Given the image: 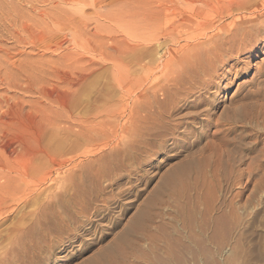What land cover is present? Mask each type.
Here are the masks:
<instances>
[{"label": "rangeland", "instance_id": "rangeland-1", "mask_svg": "<svg viewBox=\"0 0 264 264\" xmlns=\"http://www.w3.org/2000/svg\"><path fill=\"white\" fill-rule=\"evenodd\" d=\"M186 4L0 0V125L33 128L37 150L60 144L56 162L92 145L77 125H51L63 107L75 120L97 113L98 146L117 134L80 169L56 173L35 158V203L16 211L22 224L38 212L56 228L38 250L43 264H264V52L199 89L194 50L168 33L190 15ZM125 99L131 112L104 115ZM9 247L0 241L1 259Z\"/></svg>", "mask_w": 264, "mask_h": 264}, {"label": "bare ground", "instance_id": "bare-ground-1", "mask_svg": "<svg viewBox=\"0 0 264 264\" xmlns=\"http://www.w3.org/2000/svg\"><path fill=\"white\" fill-rule=\"evenodd\" d=\"M185 1L188 7L186 11H188L190 15L178 20V23L176 22L177 24H174L172 29L169 28L170 30L168 33L170 35L176 32L177 36L174 38L171 36L172 39L177 38L176 40H178V43H180V41L185 42V44H178L180 49H187V51L194 50V65L199 70L197 73L199 75L197 76L202 79L201 81L198 80L194 82L198 84V87H200L199 89L206 91L208 88L211 89L214 86L211 82H205V79H226L225 77L229 76L232 71V75L238 77L250 68V60L253 58L252 53L264 52V0ZM192 2H197L198 6L190 8L191 5L193 6ZM227 19L229 21L225 22ZM188 31L191 32L187 33ZM188 42H193L194 44L190 47ZM123 50H126V48ZM127 50H130V48L127 47ZM167 51L168 55L174 52L170 47ZM101 59H103V57ZM103 60H110L113 65H118L115 63L117 61L116 59L104 57ZM255 72L258 76H264V66H261V68L259 67ZM127 90L128 89H126V91ZM257 95H259V93ZM262 98H264V96ZM61 109L62 110L57 112V115L51 121V125L57 128H63L64 130L67 129L66 125L69 123L77 125L78 130L76 134L79 140L83 144L92 145L91 148L79 153L76 152V148L68 149V152L73 154L67 152L70 156L60 160V162L55 161L57 160V154L61 152L63 154L64 152V148L61 147L60 144L51 147L46 145L41 146V148L37 150V138L33 128H27L25 130L26 134L22 135L20 134L21 130L18 122L7 116V120H2L4 124L0 125V139H2V141H0V170L8 167V172L0 173V180H2L0 182V205L2 206H0V226H3L8 221L10 222V220L11 222L15 221L16 224L17 222L21 223L25 213L21 214L18 212L19 210L16 211L18 204L21 203L24 206H32L35 203L36 190L31 183L36 172V167L34 165L36 157L47 158L52 166V170L57 173L62 167H68L69 170L80 169L85 165L84 158H88V161L92 162L89 158L95 160L105 147L110 146L111 148L116 145L114 143L116 142L114 138L117 137V134L115 133V135L111 136V132L108 133L104 142H102V144L100 143L101 145H97L99 142L94 143L96 138H98L97 132L95 133V131L98 130H96V126H94V128L90 127V123L93 124L95 122L94 120L97 113L93 116L92 120L86 117L75 120L72 116L65 115L66 111L63 110L65 109L64 107ZM112 110L106 109L104 115L111 117V113L115 115L118 111L131 112L130 102L125 99L121 109ZM99 113L101 114L103 112L100 111ZM97 118H99V116H97ZM0 119H2V117ZM76 121H78V124H75ZM126 123L127 121L121 123L119 129H122ZM218 123H220V121ZM4 125V131H2V126ZM178 169L184 172L183 168L178 167ZM22 177L25 179H21ZM169 178H171V175ZM43 180L47 181L49 179ZM42 218V214L33 212L29 214V222L26 225L24 223H21V225L18 223L20 226H14L13 223L12 228H7L9 227L8 225L5 229L3 228L2 231H0V241L6 240L7 244L10 246L9 252L4 255L6 257L3 256V259L0 258V264L44 263V261H41V259L37 257L38 250L45 244L46 240L53 236L56 228L48 222L50 219L47 220L46 225H40ZM58 244L61 245L58 242L49 244V251L54 252Z\"/></svg>", "mask_w": 264, "mask_h": 264}]
</instances>
